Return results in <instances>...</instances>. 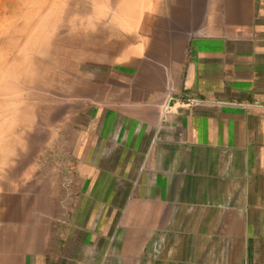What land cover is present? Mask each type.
<instances>
[{
	"label": "crops",
	"instance_id": "obj_1",
	"mask_svg": "<svg viewBox=\"0 0 264 264\" xmlns=\"http://www.w3.org/2000/svg\"><path fill=\"white\" fill-rule=\"evenodd\" d=\"M167 2L0 204V264H264V0Z\"/></svg>",
	"mask_w": 264,
	"mask_h": 264
},
{
	"label": "rangeland",
	"instance_id": "obj_2",
	"mask_svg": "<svg viewBox=\"0 0 264 264\" xmlns=\"http://www.w3.org/2000/svg\"><path fill=\"white\" fill-rule=\"evenodd\" d=\"M167 4L0 0V204L33 172L55 170L63 124L78 121L88 103L104 97L121 51L150 41Z\"/></svg>",
	"mask_w": 264,
	"mask_h": 264
},
{
	"label": "bare ground",
	"instance_id": "obj_3",
	"mask_svg": "<svg viewBox=\"0 0 264 264\" xmlns=\"http://www.w3.org/2000/svg\"><path fill=\"white\" fill-rule=\"evenodd\" d=\"M35 1H36V0H35ZM37 1H38V0H37ZM42 1H43V0H42ZM51 1H52V0H51ZM33 2H34V1H33ZM39 2H40V1H39ZM40 4H41V3H40ZM52 4H54V3H52ZM29 6H31V5H29ZM43 6H44V5H43ZM26 7H27V6H26ZM48 7L50 8V5H49ZM49 8H47V9H49ZM23 9H24V8H23ZM46 12H47V11H46ZM52 13H53V12H52ZM36 14H38V13H36ZM53 14H55V13H53ZM26 15H27V14H26ZM45 15H46V13L44 14V16H45ZM30 16H32V15H30ZM44 16H43V17H44ZM54 16H55V15H54ZM21 17H22V16H21ZM24 17H25V16H24ZM36 17H37V16H36ZM39 17H40V16H39ZM63 17H64V16H63ZM28 18H29V17H28ZM23 19H25V18H23ZM56 19H57V18H56ZM59 19H60V18H59ZM65 19H66V18H65ZM39 20H40V19H39ZM42 20H43V19H42ZM57 20H58V19H57ZM25 21H26V20H25ZM19 22H20V21H19ZM26 22H27V21H26ZM51 22H52V21H51ZM53 22H57V21H55V19H54ZM53 22H52V24H51L52 26H53ZM44 23H45V22H44ZM44 23H43V24H44ZM58 23H59V22H58ZM62 23H63V22H62ZM69 23H70V22H69ZM48 24H49V23H48ZM46 25H47V24H46ZM47 26H48V25H47ZM70 26H71V25H70ZM32 27H33V26H32ZM32 27H31V28H32ZM35 27H36V26H35ZM35 27H34V28H35ZM41 27H42V25H41ZM56 27H57V25H56ZM20 28H21V27H20ZM43 28H44V26H43ZM43 28L41 29V31H39L40 33L42 32ZM17 29H18V28H17ZM21 29H22V28H21ZM51 29H52V28H51ZM22 30H23V29H22ZM45 30H46V29H45ZM25 31H26V30H25ZM32 31H33V29H32ZM35 31H36V30H35ZM35 31H34V33H35ZM37 31H38V30H37ZM30 33H32V32H30ZM30 33H29V35H30ZM36 33H38V32H36ZM40 33H39V34H40ZM42 33H43V32H42ZM24 34H25V33H24ZM27 34H28V33H27ZM35 35H36V34H35ZM37 35H38V34H37ZM42 35H43V34H42ZM33 36H34V35H33ZM24 37H25V36H24ZM27 37H28V36H27ZM30 38H32L31 35H30ZM21 39H22V38H21ZM57 39H58V38H57ZM19 40H20V39H19ZM23 40H24V38H23ZM25 40H26V39H25ZM31 41H32V40H31ZM26 49H27V48H26ZM23 51H24V50H23ZM30 51H31V50H30ZM25 55H26V54H25ZM26 56H27V55H26ZM25 64H26V61H25ZM25 64L21 63L20 66H21V65H25ZM16 67H17V66H16ZM21 67H22V66H21ZM17 69H18V68H17ZM32 69H33V68H32ZM14 71H15V70H14ZM17 71H18V70H17ZM20 72L22 73V71H20ZM23 75H24V74H23ZM0 81H1V80H0ZM20 81H21V80H20ZM17 82H18V81H17ZM17 82H16V83H17ZM2 83H3V82H1V84H2ZM18 84H19V82H18ZM25 84H26V83H25ZM32 92H33V91H32ZM36 93H37V92H36ZM4 105H5V104H4Z\"/></svg>",
	"mask_w": 264,
	"mask_h": 264
}]
</instances>
